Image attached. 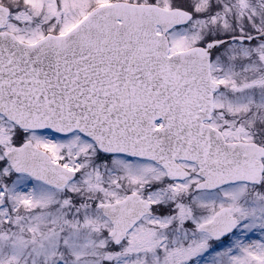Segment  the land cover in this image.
<instances>
[{
  "label": "snow or ice",
  "instance_id": "1",
  "mask_svg": "<svg viewBox=\"0 0 264 264\" xmlns=\"http://www.w3.org/2000/svg\"><path fill=\"white\" fill-rule=\"evenodd\" d=\"M0 264H264V0H0Z\"/></svg>",
  "mask_w": 264,
  "mask_h": 264
}]
</instances>
